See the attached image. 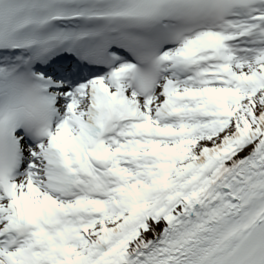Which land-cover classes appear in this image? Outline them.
Instances as JSON below:
<instances>
[{
  "label": "snow or ice",
  "instance_id": "1",
  "mask_svg": "<svg viewBox=\"0 0 264 264\" xmlns=\"http://www.w3.org/2000/svg\"><path fill=\"white\" fill-rule=\"evenodd\" d=\"M0 264H264V0H0Z\"/></svg>",
  "mask_w": 264,
  "mask_h": 264
}]
</instances>
